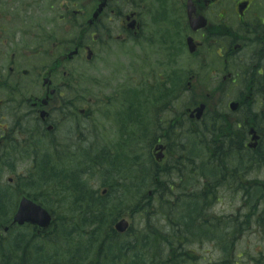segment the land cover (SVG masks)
I'll list each match as a JSON object with an SVG mask.
<instances>
[{
  "label": "flooded vegetation",
  "instance_id": "1",
  "mask_svg": "<svg viewBox=\"0 0 264 264\" xmlns=\"http://www.w3.org/2000/svg\"><path fill=\"white\" fill-rule=\"evenodd\" d=\"M119 56L128 59L121 83ZM141 70L143 81L160 94L178 97L214 85L219 92L243 96L241 107L239 102L224 117L229 148H224L221 166L224 180L238 186L240 198H227L226 212L212 215L216 227L208 243L227 253L231 264H264V0H0V171L15 174L8 184L14 189L23 184L17 174L21 165L38 175L45 161L70 187L73 178H82L78 183L92 189L83 173L87 168L71 164L72 151L76 156L87 151L81 143L88 127L81 122L93 112V93L102 90L108 95L98 105L100 122L113 124L106 112L121 101L115 93H127L134 102L136 90L149 91L143 83L132 87L131 76ZM153 77L159 79L155 84ZM122 100L125 108L133 103L123 95ZM157 102H163L162 96ZM159 108L161 129L155 132L149 163L164 170L166 123L180 117L167 105ZM108 114L119 118L118 110ZM72 130L76 142L70 139ZM252 130L258 137L255 150L248 148ZM119 141L117 136L113 146L98 132L91 145L98 158L105 153L115 157L117 166L118 158L126 156ZM159 145L165 151L157 164L153 149ZM134 164L135 158H129V170ZM71 168L78 173L65 177ZM55 197L54 190L48 202L54 204ZM74 209L65 207L66 214Z\"/></svg>",
  "mask_w": 264,
  "mask_h": 264
},
{
  "label": "trees",
  "instance_id": "2",
  "mask_svg": "<svg viewBox=\"0 0 264 264\" xmlns=\"http://www.w3.org/2000/svg\"><path fill=\"white\" fill-rule=\"evenodd\" d=\"M223 117L222 112L209 114L201 124H198L197 129L185 127L184 134L169 125L168 131L167 129L165 131L168 134V140H170L169 147L174 150L171 152L169 149L171 154L169 161L174 163L172 166L169 165L172 162L168 163L164 170L154 167L149 170L142 163L144 170L140 168L142 167L140 165L139 171L142 173L136 170L135 175V171L132 172L126 166L128 161L124 166L116 168L115 157L106 153L101 155L98 158L97 168L100 169L104 166L102 162L106 163L107 168L103 171L105 172L103 180L108 190L104 197L97 198V201H102L101 211L92 212L87 206L82 208V216L79 220L72 219L66 223L62 218L60 225L63 234L58 229L59 225L56 223L54 227L53 224L54 231L47 239L41 241L48 242L54 247L62 246L65 249L64 255H66L61 257L60 253L55 250L50 264H84V262L88 264H146V259L143 257L145 254L146 256L152 254L149 256V264H183L193 260L190 249L198 245V241L208 242L211 240L214 232L208 231H213L216 227L211 220L212 215L205 210L212 209L213 204L217 201L216 190L223 183V177H219L224 173L223 168L219 167L224 164ZM153 124V131H157V124L155 122ZM185 135L192 139L191 146L185 142L180 143ZM199 151L201 156L198 157L196 155ZM175 153L176 160L172 158ZM211 160L215 162V168H210L208 165ZM138 161L140 159H135V163H139ZM184 163L190 166L186 167ZM88 164V168L91 170L90 164H95V160L88 159ZM88 170L83 173L87 174ZM143 173L145 176L140 178L138 175ZM157 174L160 178H156ZM49 176L51 177V174L48 171H44L43 175H40L38 182L40 190L35 196L37 201L48 202L53 196V191L57 189L55 191L56 200L52 203L60 205L64 203L63 199L67 198L68 200L72 199V203H74L72 206L75 207L78 197L75 196L74 199L70 196L72 193L69 195V189L74 188L73 190L77 189V192L80 193V201L85 199L81 202L86 201L90 204L89 197L93 195L90 192L92 189L87 184H79L82 178L79 180L73 178L71 187L70 185L65 186L66 178H64L60 183L57 182L54 188ZM200 179L203 181L200 189H195L194 185L189 183L200 181ZM211 180H215L213 187L210 186ZM148 183H151L155 188V194L151 192L152 200L143 191V187L146 189L145 184ZM189 189L193 191L188 192ZM5 196L3 190L0 189V215L5 213V206L2 205ZM123 198H125L124 204L129 206L142 221L145 219L146 224L142 230L131 226L128 233L123 236L124 239L116 242V245L113 240L122 237L116 236L111 225L107 224H109L108 219L122 216L121 212L115 211L112 206H117ZM152 201H157V205L152 207ZM83 205L81 204V206ZM150 210L151 212H149ZM155 214L162 216L169 231H165L167 228L164 229V226H159L151 221ZM192 214H194V224H190ZM163 220H161L162 223H164ZM0 222L5 223L6 221L1 219ZM181 226L184 229L182 232L180 231ZM202 228L206 232H202ZM75 241L81 242L75 244ZM34 243L35 240L30 231L17 233L12 246L6 249L3 248L0 239V264H13V259H17L16 263L18 264H32L36 258L39 260L38 256L31 260V251L36 250L33 248L35 247ZM144 248L146 251L142 253ZM138 251L140 252L138 253Z\"/></svg>",
  "mask_w": 264,
  "mask_h": 264
},
{
  "label": "rangeland",
  "instance_id": "3",
  "mask_svg": "<svg viewBox=\"0 0 264 264\" xmlns=\"http://www.w3.org/2000/svg\"><path fill=\"white\" fill-rule=\"evenodd\" d=\"M111 52L112 51L110 50L109 53H111ZM119 61L121 62L120 72H119V83H121L123 80V66H124V64H126L128 62L127 56H123V57L119 56ZM141 76H144L143 70H141L140 73H136V74L131 76L132 87L134 88L135 86H139L140 84L143 83V84L147 85V87L149 88V91L145 92L142 90H136V92L134 93V100L138 103H142L144 106L150 107V109H152V110H159L160 104H159V102H157L158 101L157 97L159 96V93H156L155 91H153L148 86L146 79H145V81H143V78ZM219 79H221V78L219 77ZM151 80H152L153 84H155L159 81V79L156 77H153ZM184 80L186 82L187 77H184ZM204 80H205L204 78L200 77L199 78L200 84H203ZM213 87H214V85L209 86V87H205L206 89L203 91L198 90L199 88L197 90L194 89L191 92L183 91V92L179 93L178 97H177V95H175L173 93L167 99L166 103L168 104L169 102H172L173 105L170 106L169 109L172 108V111H175V109H176L178 112L177 108H178V105L180 103L188 102V105H190L193 101H198L199 103H201V102H203V100H202L203 96H209V94H211L212 97L209 98V105L213 108H218V107L223 108L224 107V110H221V111L226 112V109L228 110L227 104L229 102H232V100L236 97V95L238 93L237 92L227 93L229 95L225 96L224 99H221L224 96L222 94H220L221 92L216 91V90H212ZM142 88H144V87H141L140 89H142ZM119 94H120V98H121V96H122L121 92L115 93V95L118 99H119ZM93 95H94L95 103H93V105H92V107H90V109L93 110L94 114L92 112L88 116V120L86 121V123L81 122V127H86V128L88 127V131H90L92 134V136H89V139L94 140L97 133L100 132V134H103V136H105V142H107L108 140L113 141V146H115V144H114L115 138H117V136H118V139H120V141H119L120 151H121V153L126 155L123 157H126L128 159L129 158L140 159V161H138L139 163L136 162L134 164V169L132 170V172L135 171V175H136V170L139 171V166L140 165L142 166V163L145 164L147 169L150 170L151 167L149 166V161H151V159H152L151 158V146H152V143L154 142V139L156 138V136L152 135V133H149V134L145 133L144 129H146V127H142L140 130H138L134 125L133 126L132 125L126 126V124L123 123V121L117 117L114 119V123L112 122L113 124L105 123V122L101 123L100 121H102V119H104V118L100 117V115H99L98 105L103 103V100H105L104 97H106L108 94L102 90H98L97 92H94ZM113 106H114L113 109L118 110V112H121L122 117H123L122 113H125L127 115V110L123 105V100H121V101L118 100L116 103L113 104ZM78 107H82V105H79ZM108 109H112V106H110ZM152 110H150V112H149L150 114H151ZM162 111H163V109H161L159 111V113L157 112L158 117L156 119L157 120L156 121V124H157L156 129H159V130L161 128L158 125V123H159L160 114ZM107 112L109 113L108 110H107ZM153 112H152V115H153ZM155 114H156V112H155ZM162 115H163V118L165 119L166 118L165 114L163 113ZM124 128H126V129H124ZM72 132L73 133L70 135V139H72L74 142H76L75 139H77V136L75 135L73 130H72ZM70 133H71V131H70ZM160 136L161 135H159V137ZM131 138H133V139L131 140ZM165 142L167 144H169L170 140L165 139ZM81 145H83V144L81 143ZM71 148H72V150L77 149V147H75V146H71ZM114 150L116 151V149H114ZM170 151L174 152V150H172V149H170ZM71 153H73L71 156V164L72 165L75 164L78 166L80 161L85 162L87 160L86 154H85V156H84V154L76 156L73 151ZM125 162L126 161L123 160L122 156H121V159L118 158L117 166H119L121 163L125 164ZM166 162H167V159H166ZM38 165H39V163H38ZM117 166H116V168H117ZM184 166L188 167L190 165L184 163ZM84 168H86V167L84 166ZM106 168H107V165L104 166L103 169L100 171H97V169H92V170H89V172H87V177H85V180H90L91 186H93V188H95L94 192H96V194H93L91 197H89L90 204L86 203V201L84 203L81 202V201H84L85 199L80 201V193L77 192V189H75V190H73L74 188L69 189L70 192L72 193V195H70V196H72L73 198L75 196L78 197L77 203H75V204H77L75 206L77 213L82 214L81 213L82 212L81 204H84L86 207L88 206L87 208L91 209L92 212L101 211L102 201H100V200L97 201V198L99 197L98 194H100L101 191L104 190V188L107 189L106 183L103 180L104 174H105V172H103V171ZM140 168H142L144 170L143 166ZM18 170H19L17 172L18 175L26 174L24 181H22V183L25 184L26 186L31 185L30 182L32 180L39 179V176L36 173L33 175L30 171L27 172L28 168L25 167L24 165H21L18 168ZM38 171H39L41 176L43 175L44 171H48L51 174V177L49 176V179L51 180V184L53 187L57 185V182L60 183V181L63 179L62 174L58 170H56V171L51 170L48 166V163L45 161H43L41 163V165L38 167ZM140 173H142V172H140ZM12 175H15V174L14 173H8V172H4V174H3L2 172H0V183H1V181L5 182V181H8L9 178H13ZM85 175H86V172L84 173V176ZM138 176H140V178H141V177L145 176V174L143 173V174H140ZM156 178H160V176L157 174ZM200 181H201V179H200ZM202 184H203V182L195 184L194 188L200 189ZM65 186L66 187L69 186V183L67 180L65 182ZM145 187H146V189H144V187H143L144 193L148 194L149 192H153V194H155V188L152 186L151 183L145 184ZM26 188H29V187L27 186ZM1 190H3V189H1ZM71 190H73V191H71ZM55 191H57V189ZM191 191H193V190L192 189L188 190V192H191ZM9 192H10L9 189L4 188V193L7 195L4 197L3 202H2V205H4V206H5V202L8 201L10 198V193H12V191L10 193ZM26 192H29V190H27ZM149 197H151V196H149ZM152 197H151V200H152ZM144 201L146 202V200H144ZM63 202H64L63 204L66 205L68 208L74 204V203H72V199L69 202V200L67 198H64ZM124 202H125V198H123L118 203V205L123 204ZM220 202H221V204H220ZM226 202H227V198H224L222 195H220L219 203H214L212 209H210V210L207 209L205 211L209 212V214H211L212 212L213 213L215 212V214H217V215H220V213H223V212L225 213L226 212V206H225ZM155 205H157V201H155V202L152 201V207H154ZM234 205H236V204H234ZM7 212H8V210H7ZM72 212H73V210H72ZM149 212H151V210ZM122 214H124V213H122ZM154 216H152L151 221L154 222L155 224L156 223L159 224V226H164V229L167 228L165 231H169L168 227H166L167 223L165 220H163L162 216H160L158 214H155ZM3 217H0V221ZM8 217L9 216H7V219H8ZM122 217L127 219L130 227L134 226L135 229H137V230H142L145 227L144 225L146 224V220L144 219L145 221L144 220L142 221V219L138 215H136L134 211H131L130 215H128V216L122 215ZM122 217L117 216V217H113V218L108 219L109 224H107V225H109V226L111 225V227L113 228V223L114 222L116 223ZM190 217L192 218V221L190 222V224H194V214H192ZM72 219H74V218H71V217L69 218L67 216L66 219L63 221H65L67 223L69 220H72ZM161 220H163L164 223H162ZM56 223L59 225V228H58L59 231L61 232V234H63L62 227L60 225V223H62L61 220L57 219L56 222L54 223V227H55ZM208 225H210V223H208ZM66 227H68V226H66ZM50 231H51V229L47 230L46 232H50ZM53 231L54 230L52 228V232ZM17 232H21V231L16 230L15 233L7 236V244L4 245L3 248L6 249L7 247L12 246L14 236L17 234ZM164 233H168V232H164ZM121 239H124V238L123 237L119 238V239L117 238L113 241H115V244H116V242H118ZM77 242H81V241H77ZM77 242L75 241V244ZM208 242H210V240ZM208 242H206L205 244H203L201 246L199 244H198L199 246H197V245L193 246V250H194V252H196V253H194V256L199 258V260H200V262L197 264H210V263L218 262V261H221L224 259V253L223 252H217V251H215V252L211 251L212 248L209 246ZM41 243H43V242H41ZM34 244H35V247H33V248H36V250L31 251V260H34L35 257H37L39 255H40L39 258L41 260H44L47 255L54 253L55 250H57V252L60 253L61 257L66 255V254L64 255L65 249L62 246L54 247V246H51V244L47 245L48 243H45V244L43 243L44 244L43 245V244H40L38 242V240H36ZM150 247H151V245L149 246V249H150ZM239 249L240 250L243 249L242 243L239 244ZM144 251H146L145 248L142 250V253ZM139 252L140 251H138V253ZM151 255L152 254L146 256V254H145L143 256L144 259H146V264H149V262H150L149 256H151Z\"/></svg>",
  "mask_w": 264,
  "mask_h": 264
},
{
  "label": "bare ground",
  "instance_id": "4",
  "mask_svg": "<svg viewBox=\"0 0 264 264\" xmlns=\"http://www.w3.org/2000/svg\"><path fill=\"white\" fill-rule=\"evenodd\" d=\"M121 95H123L125 100H128V101L130 100V102H133V99L127 93L125 95L123 93H121ZM120 100H122V96H121ZM124 104L125 103H123V105ZM200 106H201V104L198 101H193L190 105H188V102L180 103L178 105V108H177L178 109V116L180 117V121H171L168 119L166 125L168 127H169V125L175 127L176 129L182 131L183 134H184L183 129L187 126L190 127V129H197L198 124L196 123V121L194 119L190 118V115L192 114V112L195 109H197ZM126 110H127V115L125 113H122L127 117L125 120H123V117L120 116L121 112H118V114H117V115H119V119L123 120V123H125L126 126L127 125H137V127H139V128H142V127L147 128L151 125V121L153 119V115H152L153 110L150 109V107L144 106L143 104L134 101L131 104L130 108H126ZM150 110H152L151 114L149 113ZM108 111H109L110 115H112V109H108ZM106 113H107L109 121L114 122V119L111 116H109L108 112H106ZM124 129H126V128H124ZM83 135H84V133H83ZM89 136H92V134L90 131H87V133L84 135V140L82 142V144H83L82 146H87V151H85L87 160L85 162L80 161L78 164V168L83 170V168L85 166L87 169L90 170V168H88L89 164L87 162H88V159H91V160H95V164H90L91 170L97 169V171H100L103 169L104 166H106V163L102 162V164L104 166L100 169L97 168L98 162L96 161V159L98 158V156L94 152V147H92V145H91L92 139H89ZM182 142L189 144V146H191L190 143H193L192 139L186 135L182 139ZM222 146H223V148H229L228 142L225 143V136L223 138ZM233 154L234 153L232 152V155ZM196 156H198V157L201 156L200 151L197 153ZM208 165L210 166V168H215V166H216L215 162L213 160L209 161ZM76 173H78V170L76 168H71L65 174V177H67V176L71 177L72 175H74ZM38 180L39 179H36V180H32L30 182V184H31L30 186H33L35 188L36 192H38L40 190L38 187ZM214 185H215V180H211L210 186L213 187ZM24 187H25V184H22L19 187V189L16 190V193L17 194L24 193L25 192ZM0 188H3V186L1 185ZM237 189H238V186L235 185L230 179H225L224 182L222 183V186L221 185H220V187L218 186L217 196L222 195L224 198L230 197L233 199H238V198H240V196H239V192L236 191ZM254 200H255V196L252 198L250 203H253ZM237 202L238 201L236 200V203ZM112 207L114 208L115 211L121 212V214L124 213L122 215H127L131 209L129 206H127L124 203L117 205V206L113 205ZM213 214H215V212L214 213L212 212L210 215H213ZM181 228L183 229V226H181ZM193 230H195V229H193ZM183 231H184V229H183ZM202 232H206L204 228H202ZM208 232H213V231L209 230ZM205 243L206 242H199V241L197 242V244H199L200 246L205 244ZM209 246L212 248L211 245H209ZM211 251L215 252V250L213 248L211 249ZM251 254L255 255V248H253L251 250ZM28 256H30V255L28 254ZM28 256H27V258H28ZM53 256H54L53 253H51L50 255H47L45 257V259L42 261L40 260V258H39L40 261L37 260L38 258H36L34 260V262H32V264H36V263H38V264H50ZM16 260L17 259H13V261H12L13 264H18V263H16ZM214 264H217V263L215 262Z\"/></svg>",
  "mask_w": 264,
  "mask_h": 264
},
{
  "label": "water",
  "instance_id": "5",
  "mask_svg": "<svg viewBox=\"0 0 264 264\" xmlns=\"http://www.w3.org/2000/svg\"><path fill=\"white\" fill-rule=\"evenodd\" d=\"M236 107L237 105L234 103L230 105L231 110H235ZM203 108L204 106L201 105L200 107L195 109L190 117L192 118L193 114H195V118L199 120L202 116ZM50 223L51 218L44 209L25 198L20 200L18 209L13 217V224H17L20 226L24 224H30L37 226L40 229H45L50 225ZM127 227V223L125 221H121L116 224L115 229L119 233H123L126 231Z\"/></svg>",
  "mask_w": 264,
  "mask_h": 264
}]
</instances>
